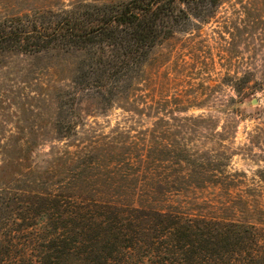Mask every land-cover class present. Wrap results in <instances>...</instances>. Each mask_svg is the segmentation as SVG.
<instances>
[{"label":"rangeland","instance_id":"1","mask_svg":"<svg viewBox=\"0 0 264 264\" xmlns=\"http://www.w3.org/2000/svg\"><path fill=\"white\" fill-rule=\"evenodd\" d=\"M122 1L0 0V25ZM188 12L116 94L104 91L109 102L75 88L81 52L3 45L0 264H26L48 227L140 205L149 189H179L160 203L264 235V0Z\"/></svg>","mask_w":264,"mask_h":264},{"label":"trees","instance_id":"2","mask_svg":"<svg viewBox=\"0 0 264 264\" xmlns=\"http://www.w3.org/2000/svg\"><path fill=\"white\" fill-rule=\"evenodd\" d=\"M219 3H84L73 11L36 14L33 22L23 20L21 24L20 19L13 18L0 25V50L8 43L25 53L46 49L81 52L74 72L75 88L95 89L109 102L111 97L104 91L116 94L122 88L121 81L139 70L151 49L172 35L182 18L189 16V10L213 9ZM51 15L54 18L49 19ZM179 191L149 189L140 205L107 203L100 216L73 218L72 230L57 233L48 227L39 240V253L34 254L33 247L26 253V264H264V235L260 236L256 226L193 218L176 211L173 205L160 203ZM158 192L161 197L156 198ZM55 206L53 202V208H46L42 216L53 214ZM53 216L62 220L60 215ZM10 242L14 245L12 238Z\"/></svg>","mask_w":264,"mask_h":264}]
</instances>
